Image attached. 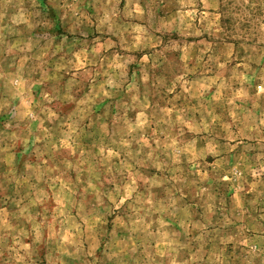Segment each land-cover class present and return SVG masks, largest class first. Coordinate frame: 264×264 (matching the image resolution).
I'll use <instances>...</instances> for the list:
<instances>
[{
  "label": "rangeland",
  "instance_id": "obj_1",
  "mask_svg": "<svg viewBox=\"0 0 264 264\" xmlns=\"http://www.w3.org/2000/svg\"><path fill=\"white\" fill-rule=\"evenodd\" d=\"M233 2L226 6L219 0L218 11L209 9L213 16H220L217 24L222 31L217 33L215 25L209 29V20L196 19L191 28L182 25L178 0H164L161 8L167 14L157 10L155 28L137 48L136 33L129 25L141 21L122 14L128 0H120L121 15L112 27L101 23L106 0H68L72 7L67 9L57 0H11L7 5L0 0V36L5 48L0 75L19 73L15 87L0 78V219L31 233L21 237L22 243L33 245L31 264H93L90 255L59 253L56 243L49 240L61 231L62 223L67 232L70 225L83 229L86 220L95 218L103 221L95 236L96 264H171L173 256L177 264H243L245 245L264 237V125L256 129L250 121L248 127L235 124L230 104L240 105V99L233 100L231 94L226 97L218 80L210 86L205 83L216 79L214 60L224 63L231 45L234 61L227 65L225 80L232 78V70L251 76V85L244 87L249 96L256 97L264 59H254L251 73L237 68L254 54L256 45L253 38L245 52L243 41L235 35L238 25L229 14ZM198 8L203 11L202 4ZM74 12L81 15L80 22ZM48 13L40 25L33 20L37 14ZM247 28L250 32L251 26ZM185 44L197 46L194 55L204 51L197 74L183 73ZM13 45L18 47L8 54ZM174 45L179 48L171 50ZM206 46L210 47L205 50ZM81 62L84 69H77L75 65ZM205 65L207 77L199 74ZM134 83L136 88L130 91ZM233 87L241 90L238 81ZM197 90L202 92L199 98L189 95ZM218 91L220 98L213 99ZM134 96L142 101L147 97L157 119L164 109H187L188 123L172 125V139L181 149L195 140L193 149L206 152L199 168L187 151L180 153V171L171 166L173 152L162 143L166 136L161 128L167 125L145 129L151 148L141 149L140 136L132 134L136 139L131 151L139 155L128 156L127 150H121V140L131 138L124 120L135 125L139 116V108L132 106ZM245 107L241 119L248 113L256 124L264 119V95L249 100ZM53 113L55 118L49 119ZM171 119L177 120L175 111ZM192 120L209 125L212 135L190 132ZM121 161L131 165V175ZM237 172L242 174L240 181L235 179ZM174 175L179 178L173 179ZM133 180L136 191L116 209L109 194L120 185L116 197L120 203ZM25 207L27 216L43 226L41 244H34L32 222L20 216ZM12 243L8 236L7 246ZM83 248L85 253L92 249L87 236ZM75 251L68 247L69 253ZM7 260L5 249L0 264Z\"/></svg>",
  "mask_w": 264,
  "mask_h": 264
},
{
  "label": "clouds",
  "instance_id": "obj_2",
  "mask_svg": "<svg viewBox=\"0 0 264 264\" xmlns=\"http://www.w3.org/2000/svg\"><path fill=\"white\" fill-rule=\"evenodd\" d=\"M79 0H74V3H78ZM5 5L10 4L11 0H4ZM57 3L60 4L61 8L67 9L72 7V5H69L68 0H57ZM120 3V0H106V3L102 5L103 7V20L101 23L107 22L110 27L115 26L116 20L121 15V12L118 8V5ZM144 6H141V0H128V4L125 6L124 12L122 13L126 17L135 18L141 23H137L134 26L129 25L133 29V31L136 33L135 37V46L137 48L144 45L145 38L148 37V34L155 28L159 17L157 16V10L165 12V15L167 14L165 8H161V5H164V0H143ZM178 3L180 5V12H179V18L181 20L182 25H186L188 28L192 27L193 22L196 19H200L201 21L209 20V29H211L214 25L216 27V32L219 33L222 31L219 28V25L217 24V21H219L220 16L219 14L212 15L209 12V9H216L219 10V0H178ZM198 3L203 5V11H199ZM225 5H229L230 0H224ZM238 6V7H237ZM48 14H37L33 17V20L37 25H40L41 21L45 20L47 18ZM229 14L234 16L235 23L238 25L235 35L243 41L242 47L244 48V51L247 52L249 47H251L252 40L255 38V52L251 56H246L244 62L242 64H237V68L242 67L245 69V72L251 73L252 68L251 64L254 61L256 57H260L264 59V0H234L231 7L229 8ZM73 16H75V19L77 22L81 21V15H77L76 12L73 13ZM3 19V15L0 14V20ZM146 25V26H145ZM251 26V31H248L247 26ZM31 27V25H30ZM244 28L243 31L240 29ZM195 35L199 36L201 33L196 32ZM226 35H231V33H226ZM148 42L150 43V38L148 39ZM18 45H13L11 48L7 49L8 54L13 53V49L17 48ZM196 45L192 44H185L183 48V55L181 57V61L184 65L183 73L184 75H187L189 72L193 74H197L199 71V66L201 62L203 61L204 51H201L198 55L193 54V49L196 48ZM207 47L210 46H206ZM179 48V45L172 46L171 50H176ZM82 55V53L80 54ZM159 55V54H158ZM5 56V48L3 43V37L0 36V57ZM79 59V57H77ZM148 56H144L143 60L145 62L149 61ZM234 61L232 46H229L228 50V56L224 63H221L219 59H215L214 63L218 65V75L215 80H205V83L209 86L211 84L216 83V81H220L219 87L224 91L225 96L227 97L228 94H231L232 99L235 100L237 98L240 99V105H236L234 103L230 104L231 106V118L233 122L237 125L240 123H244L245 127H248V122L250 121L256 129L260 127V125H264V119H261L259 124H256V118L251 115V113H248L247 115L243 116V119H241V114L245 113L246 111V104L249 100H254L259 98L261 95H264V68H261V75L258 76L259 83L257 84V91H256V97L253 98L249 96L248 89L244 87L245 83H247L249 86L251 85V79L252 77L249 75H246L245 73L238 72L236 70L231 71V79L225 80V72L228 71L227 65L230 62ZM189 64L197 65V67L189 68ZM77 69H84V63H78L75 65ZM154 67H159L158 64H155ZM164 73L167 74V66L165 65L163 69ZM200 75H203L204 77L208 76V68L207 65L204 66V71L199 73ZM253 75H255L253 73ZM0 78L7 79L11 85L14 87L16 86L17 78H19V73H17L16 77H4L0 75ZM183 79V77H181ZM239 82L241 86V90L239 92H236L234 90V83ZM112 81L109 80V83ZM145 86L148 84V78H144ZM162 83V81H161ZM136 85L135 83L131 85L130 91L132 89H135ZM18 91H21L22 89H17ZM190 96H193L194 98H199L202 95V92L200 90H197L196 92L189 93ZM221 93L218 91L216 96L213 97V99H219ZM50 100L51 97H48ZM132 106L139 108V116L137 117V123L135 125H131L129 121L126 119L124 120V124L127 126V132L130 135V139H122L121 140V150H127L128 156H134L139 155V153H133L131 151V144L136 139V135L140 136V147L143 149L145 146L148 148H151V145L148 143V139L144 135L145 129L147 127H151L153 124H155L158 128L161 127V125H167L168 127L161 128V130L165 133L166 140L162 143L165 144L166 148H170L173 152V163L172 167L176 168V171H180V169L177 167L180 161V153L182 151H187L191 153V163L197 168H199L200 165V159L203 158L206 155L205 151L196 152L193 149V145L195 144V140L192 141V143L187 147V149H181L177 145V140L172 139L171 134V127L172 125L179 123L181 126L188 123V121L185 119V116L187 115V109H164L163 115L157 119V112L156 110L152 109L151 105L147 101V97L142 101L139 99V96H134L132 98ZM48 111V110H45ZM175 111L177 120L173 121L171 119V113ZM264 115V113H262ZM55 114L53 113L51 116H49V119H54ZM188 130L190 132L196 133V132H209V135H212V133L209 130V125L202 124L197 125L195 120H192L189 124ZM230 131V129H229ZM135 133L136 135H132ZM183 134V127H181L180 135ZM243 131L239 133V135H243ZM171 141L169 144L168 141ZM233 140V134L229 135V144L228 149L231 150L232 144L231 141ZM214 155L218 154V150L213 152ZM111 155H116L115 152L111 153ZM151 158V157H150ZM221 162H218V164ZM217 164V166H218ZM122 168H126L129 170V175H131V165L127 164L126 161H121ZM214 166V169L215 167ZM158 168H167L169 165L167 164H157ZM264 167V166H262ZM111 171V169H109ZM179 177L173 176V179H178ZM224 179H232V177L225 176ZM235 179L236 181H240L242 179V174L237 172L235 173ZM95 190V188H94ZM136 191V185L135 180L132 181V183L128 184L124 190V196L120 200V203H116V197L120 195L121 193V187L120 185H117V187L114 189V192L109 194V199L112 200L113 204H115L116 209H120L121 205L124 203L125 200H128L132 193ZM33 204L37 203V201H32ZM174 203V202H173ZM163 210V209H159ZM240 212H245V209L240 208ZM60 215H63V212L58 213ZM21 217H25L32 222V231L35 233V241L34 244H41L43 242V235H42V225L37 224L34 221V218L27 216V207H25L21 213ZM65 219H68L67 217ZM98 223L100 225H103V221H98V218L92 219V220H86L83 226V229H81L80 226H77L75 224H72L69 226V230L67 232L64 231V224L61 225V231L56 232L53 234L52 237H50L49 242L54 241L57 245V250L59 253L63 255H85V256H91V259L93 261V264H96V257L93 255L95 252V246H96V240L95 236L97 234V227ZM139 224H143V220L141 219L138 221ZM72 229H75V232L72 231ZM144 231H147V228L144 229ZM13 233H16L13 235ZM31 235L30 232L24 231L22 229H17L12 224L8 223L6 219H0V258L4 256L5 249L8 251V260L6 264H31V256L33 253V245L32 244H25L21 242L22 236H28ZM8 236H12L13 243L9 247L6 244ZM87 236L89 240L92 241V249L89 253L84 252L83 243H84V237ZM73 246L75 247L76 251L73 253L68 252V247ZM179 247V245H177ZM172 252H175V248L172 249ZM135 255V253H133ZM160 255H164V253H160ZM218 260H222V254L221 256L217 257ZM242 261L243 264H264V237L258 239V240H250L245 245V252L242 253ZM171 264H177V261L175 257H172ZM191 264V262H189Z\"/></svg>",
  "mask_w": 264,
  "mask_h": 264
}]
</instances>
